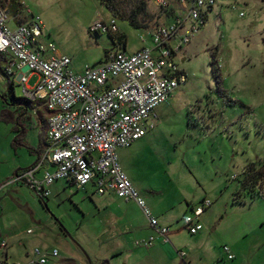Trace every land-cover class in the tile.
<instances>
[{
	"label": "rangeland",
	"instance_id": "1",
	"mask_svg": "<svg viewBox=\"0 0 264 264\" xmlns=\"http://www.w3.org/2000/svg\"><path fill=\"white\" fill-rule=\"evenodd\" d=\"M138 1L120 0L121 13L128 15ZM157 1L144 0L146 16L138 22L146 29L117 20L124 52L136 51L143 32L166 23ZM163 1L171 12L182 13L176 0ZM243 1L225 0L206 13L204 25L175 58L185 82L153 110L148 120L153 127L126 153L131 160L118 159L146 206L160 209L162 216L182 219L201 198L211 202L198 218L201 236L188 234L180 220L172 224L179 231L170 241L186 251L189 264H264V181L251 191L252 197L241 191V203H232L245 167L264 170V0ZM7 3L0 0L4 8ZM19 3L21 14L25 8L39 16L43 40L70 60L74 73L98 65L105 52L117 47L116 38L88 31L95 21L111 20L98 0ZM7 60L0 55V238L6 242L0 260L6 255L9 264L25 263L33 250H56L57 257L48 264H137L141 256H149L156 245H137L141 237L119 232L123 224L117 211L124 207L103 208L93 186L76 190L56 181L41 198L25 182L13 181L43 149L47 114L42 109L18 113L12 105L22 89L3 73ZM34 82L36 77L29 85ZM42 171L35 177L40 179ZM128 212L138 223L144 218L138 207ZM109 217L117 223L109 224ZM223 246L233 260H227ZM167 264L184 263L178 258Z\"/></svg>",
	"mask_w": 264,
	"mask_h": 264
},
{
	"label": "built area",
	"instance_id": "2",
	"mask_svg": "<svg viewBox=\"0 0 264 264\" xmlns=\"http://www.w3.org/2000/svg\"><path fill=\"white\" fill-rule=\"evenodd\" d=\"M176 1L182 13L171 12L163 0L157 1L167 21L143 32L136 51L126 53L116 48L107 52L98 65H85L81 73H74L70 60L43 40L38 15L24 8L23 14L11 16L0 5V55L8 56L3 73L21 87V97L41 104L47 114L43 149L32 166L14 174L13 181L25 182L41 198L49 195L51 184L63 180L76 190L91 185L97 196L113 194L132 202L155 233L139 243L145 247L156 240L168 242L171 230L151 214L118 164L117 151L130 147L153 127L148 121L153 110L185 82L176 56L204 25L206 13L225 2ZM230 7L236 9L234 4ZM88 30L105 35L118 32L113 18L108 23L95 21ZM146 38L149 44H145ZM32 77L36 82L30 86ZM40 170L38 179L35 174ZM210 205L204 199L191 208V215L181 219L188 234L195 235L202 229L198 218ZM5 246L0 238V251ZM222 251L227 260L233 259L226 246ZM31 256L27 262L15 264H48V258H56L57 251L41 254L33 250ZM177 256L184 260L185 252L179 250ZM0 264L9 263L0 260Z\"/></svg>",
	"mask_w": 264,
	"mask_h": 264
},
{
	"label": "crops",
	"instance_id": "3",
	"mask_svg": "<svg viewBox=\"0 0 264 264\" xmlns=\"http://www.w3.org/2000/svg\"><path fill=\"white\" fill-rule=\"evenodd\" d=\"M243 1V0H242ZM244 2V1H243ZM141 46V45H140ZM153 114V112H152ZM44 129H45V122H44ZM140 140V139H139ZM138 141V140H137ZM136 141V142H137ZM135 143V142H134ZM133 143V144H134ZM132 144V145H133ZM132 145L128 148L125 149H119L117 151L118 153V159L120 157V159H124V163L128 162L131 160V155L130 154H126L127 152H129V149L132 147ZM40 150V149H39ZM38 150V151H39ZM40 152V151H39ZM39 152H36V159L37 156L39 154ZM121 159V161H122ZM123 171V170H122ZM124 172V171H123ZM125 173V172H124ZM127 176V175H126ZM129 179V178H128ZM130 180V179H129ZM131 182V181H130ZM133 185V184H132ZM135 189V188H134ZM137 191V190H136ZM138 192V191H137ZM205 198H201L198 202H201L202 200H204ZM118 201L121 202V204H117ZM145 202V201H144ZM97 203L99 205H101L103 208H108V207H112L115 206L116 210H122V212L117 211V214L119 216L120 219H118L119 221L122 222L123 227L121 229V227L117 228L118 231L120 232L121 230H125V231H131L132 235H138L139 237H141L136 244L140 245L139 243L141 241L146 240L147 238H149L150 236H154L155 233L154 231L148 226L147 221L144 220V218L142 216H140L141 218V223H138L128 212V210L135 208L137 209V206L132 203V202H122V200L116 198L113 194H108L106 197L104 196H99ZM124 203V204H123ZM129 204H132L131 206H129ZM146 204V203H145ZM193 206L189 207V210H191ZM149 210L151 212V214L157 219V221L164 226H169L170 230H171V234L169 236V241L166 243H161L160 241L156 240L155 241V245L156 248L160 250V252H157V249L154 250L153 252H151V254L149 256L145 255L144 257L141 256L139 260V262H137V264H143V263H152L155 262L157 264H167L176 261L179 257H177V251L182 250L185 252V258L184 260H180L182 263L184 264H189V261L187 259V254L186 251L183 249H176L175 247H173L170 239L172 237H174L177 233H178V229L173 228L172 224L176 221H181V219H177V218H172L170 215L165 216L166 213H164V215L162 216V211L160 209L155 208V206H149ZM203 215V213H202ZM108 223L110 224H116L117 223V219L114 217H109L108 219ZM122 232V231H121ZM198 234L201 236V233L198 232ZM153 244V245H154ZM141 246V245H140ZM150 247V246H149ZM117 254V253H116ZM51 259L54 258H49L48 261H50ZM3 260L6 261V255H4ZM159 260L162 262L160 263ZM28 261V260H27ZM26 261V262H27ZM51 262V261H50ZM49 263V262H48ZM54 263V262H53Z\"/></svg>",
	"mask_w": 264,
	"mask_h": 264
},
{
	"label": "trees",
	"instance_id": "4",
	"mask_svg": "<svg viewBox=\"0 0 264 264\" xmlns=\"http://www.w3.org/2000/svg\"><path fill=\"white\" fill-rule=\"evenodd\" d=\"M7 8L6 11L9 15L13 16L20 12L19 7L20 3L19 0H7ZM104 8L109 12L111 15V18L117 20H125L129 24V26L135 28V29H146L147 27L145 25H141L138 21L140 17L146 16L145 12V2L144 0H139L134 8L130 10L128 15H123L121 13L120 9V0H98ZM21 8V7H20ZM89 31V30H88ZM110 38L114 39L116 38V48L120 49L121 51L125 50V38L122 35H108ZM115 48V49H116ZM107 52H105V55ZM101 62V61H100ZM10 84V89H11ZM12 105L16 106V108L19 110L18 113L23 112L25 114L29 109L34 111L35 113H38L37 111L41 109V104L34 103L26 100L23 97L20 98H14L11 99ZM33 113V112H32ZM45 122V121H44ZM264 181V170L262 169H256L252 164H249L245 167L243 177L239 181V192H236L233 194L232 203L233 204H240V197H241V191H247L246 193L249 194L251 197L253 194L251 191L254 189L255 186L262 184ZM263 196V195H262ZM40 198V197H39ZM264 199V196H263ZM41 200V198H40ZM233 260V259H232ZM4 263V262H3Z\"/></svg>",
	"mask_w": 264,
	"mask_h": 264
},
{
	"label": "water",
	"instance_id": "5",
	"mask_svg": "<svg viewBox=\"0 0 264 264\" xmlns=\"http://www.w3.org/2000/svg\"><path fill=\"white\" fill-rule=\"evenodd\" d=\"M105 264H107V262H105Z\"/></svg>",
	"mask_w": 264,
	"mask_h": 264
}]
</instances>
